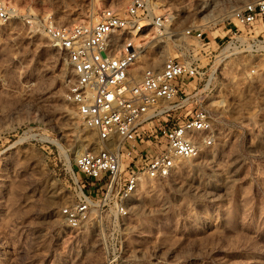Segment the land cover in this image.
Masks as SVG:
<instances>
[{
  "label": "rangeland",
  "instance_id": "rangeland-1",
  "mask_svg": "<svg viewBox=\"0 0 264 264\" xmlns=\"http://www.w3.org/2000/svg\"><path fill=\"white\" fill-rule=\"evenodd\" d=\"M192 1L164 0L159 10L173 12L174 32L203 23L209 11L217 24L253 0ZM5 3L17 16L0 18V264H264V56L227 63L213 145L171 176L146 181L130 215L109 230L74 229L59 210L72 200V169L81 175L76 157L97 143L69 98L64 54L37 23L97 20L127 0ZM254 63L261 74L251 72ZM230 168L233 181L215 176Z\"/></svg>",
  "mask_w": 264,
  "mask_h": 264
},
{
  "label": "built area",
  "instance_id": "built-area-1",
  "mask_svg": "<svg viewBox=\"0 0 264 264\" xmlns=\"http://www.w3.org/2000/svg\"><path fill=\"white\" fill-rule=\"evenodd\" d=\"M6 4L0 0V18L17 16ZM114 7L102 9L93 23H37L64 54L73 77L69 98L97 143L76 157L81 175L72 169V200L59 210L74 229L108 223L109 230L130 215L146 181L171 176L180 161L213 145L223 109L216 85L227 63L264 56V0L233 7L217 24L209 11L207 20L180 33L172 29L173 12L156 13L164 0ZM157 27L168 33L135 45L134 37ZM158 50L163 64L154 67L150 53ZM251 72L263 68L254 63Z\"/></svg>",
  "mask_w": 264,
  "mask_h": 264
},
{
  "label": "bare ground",
  "instance_id": "bare-ground-1",
  "mask_svg": "<svg viewBox=\"0 0 264 264\" xmlns=\"http://www.w3.org/2000/svg\"><path fill=\"white\" fill-rule=\"evenodd\" d=\"M127 2H128V0H127ZM13 8H15L16 9V11H20V7H18V6H16L15 4L13 5ZM108 8H112V9H116L114 6H111V7H108ZM32 9V8H31ZM119 9H124V7H120ZM33 10V9H32ZM31 10V11H32ZM116 10H118V9H116ZM22 11V10H21ZM29 12V14L31 15L32 14V12ZM166 10H164V9H162V10H159V9H157L156 10V13L157 14H159V15H163V14H165L166 12H165ZM96 21V19L95 20H91V21H89L88 23H93V22H95ZM143 25H147V24H143ZM161 34H166V33H164L163 32V29H160V28H153V30L148 34V35H146V36H141V35H138V36H136V37H134V43H135V45H137V46H144L145 44H146V42L147 41H149L151 38H155V37H157V35H161ZM153 35V37H151ZM143 40H145V41H143ZM156 51H153V53L154 54H152V55H150L151 57V61H150V64H151V66H154V67H161V62H162V59H161V57H163V56H161V54L159 55V50L155 53ZM158 53V54H157ZM163 53V52H162ZM139 69H137L135 72H137ZM137 74V73H136ZM74 112L73 111H70L69 113H68V116L70 115V117H73L74 116ZM83 145V144H82ZM82 152V151H81ZM80 153V152H79ZM79 155V154H78ZM218 170V169H217ZM224 175V176H223ZM215 176L216 177H221V176H223V177H228L229 179L228 180H230V182L231 181H233V180H231V179H233V177H234V174H233V168H230L226 173H224V172H222V171H219V172H217L216 171V173H215ZM222 177V178H223ZM229 182V181H228ZM193 187V186H192ZM60 214V213H59ZM60 216V215H59ZM58 217V216H57ZM60 218V217H59Z\"/></svg>",
  "mask_w": 264,
  "mask_h": 264
}]
</instances>
